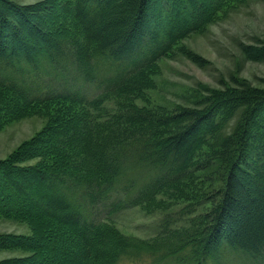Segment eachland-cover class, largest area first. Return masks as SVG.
<instances>
[{
    "label": "trees",
    "instance_id": "1",
    "mask_svg": "<svg viewBox=\"0 0 264 264\" xmlns=\"http://www.w3.org/2000/svg\"><path fill=\"white\" fill-rule=\"evenodd\" d=\"M230 1L0 0V126L37 107L53 115L0 160V215L60 229L41 242L2 234L0 248L55 249L77 264H264V87L209 90L195 110L137 104L155 64ZM36 158L51 160L23 165ZM212 174L215 206L189 227L148 240L114 226L163 195L201 200Z\"/></svg>",
    "mask_w": 264,
    "mask_h": 264
},
{
    "label": "rangeland",
    "instance_id": "2",
    "mask_svg": "<svg viewBox=\"0 0 264 264\" xmlns=\"http://www.w3.org/2000/svg\"><path fill=\"white\" fill-rule=\"evenodd\" d=\"M13 1L24 6L44 2ZM60 21L61 18L55 17L50 27ZM22 34L26 37V33ZM150 82V88L146 89L143 98L137 100V104L167 110L175 107L179 110H195L199 108L197 102L204 99L209 90L223 91L227 87L238 88L246 84L264 87V0L230 1L211 23L180 41L175 51L155 64L150 71ZM8 102L5 93L0 92V108ZM52 116L50 108L37 107L26 116L10 119L1 125L0 160L8 158L22 143L46 130ZM231 127L232 122L225 131L230 133ZM200 155L205 156L204 150ZM50 160L36 158L23 165L48 164ZM216 177L212 174L210 178L213 181H206L201 189L203 191L194 193L198 196L202 194L201 200L197 198L186 203V200L170 194L163 195L147 210L135 207L123 211L112 219L114 226L126 236L148 240L155 238L159 232L189 227L193 220L214 208L218 198L216 187L219 185ZM16 198L21 199L20 196ZM46 226L49 228L47 231ZM59 230L30 218L0 215V235H19L41 242L40 236L53 232L59 235ZM65 232V229L60 231V236H64ZM64 257L62 251L55 249L47 253L27 248H0L1 262L14 258H33L36 264H77ZM140 262L126 259L121 264H148Z\"/></svg>",
    "mask_w": 264,
    "mask_h": 264
}]
</instances>
